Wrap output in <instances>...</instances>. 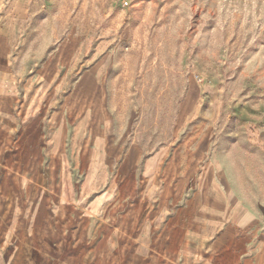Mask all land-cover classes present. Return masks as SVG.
<instances>
[{
    "label": "crops",
    "instance_id": "crops-1",
    "mask_svg": "<svg viewBox=\"0 0 264 264\" xmlns=\"http://www.w3.org/2000/svg\"><path fill=\"white\" fill-rule=\"evenodd\" d=\"M3 18L0 264H264V213L235 202L230 147L148 151L111 122L55 117L60 62L27 32L13 45Z\"/></svg>",
    "mask_w": 264,
    "mask_h": 264
},
{
    "label": "rangeland",
    "instance_id": "rangeland-1",
    "mask_svg": "<svg viewBox=\"0 0 264 264\" xmlns=\"http://www.w3.org/2000/svg\"><path fill=\"white\" fill-rule=\"evenodd\" d=\"M0 16L13 45L27 32L60 62L55 117L111 122L148 151L230 147L235 202L264 213V0H0Z\"/></svg>",
    "mask_w": 264,
    "mask_h": 264
},
{
    "label": "bare ground",
    "instance_id": "bare-ground-1",
    "mask_svg": "<svg viewBox=\"0 0 264 264\" xmlns=\"http://www.w3.org/2000/svg\"><path fill=\"white\" fill-rule=\"evenodd\" d=\"M191 96V95H190ZM189 99V98H188ZM92 101V100H91ZM68 102V101H67ZM184 102V101H183ZM75 103V102H74ZM88 103V102H87ZM90 103V102H89ZM182 104H184V103H182ZM186 104V103H185ZM190 104V103H189ZM191 106V105H190ZM73 109V108H72ZM189 109V108H188ZM83 110V109H82ZM91 111H92V109H91ZM100 111V110H99ZM75 112V111H74ZM84 114V113H83ZM95 115V114H94ZM96 118V117H95ZM74 119V118H73ZM96 121V120H95ZM99 122V121H98ZM100 122H102V121H100ZM95 123V122H94ZM99 124V123H98Z\"/></svg>",
    "mask_w": 264,
    "mask_h": 264
}]
</instances>
